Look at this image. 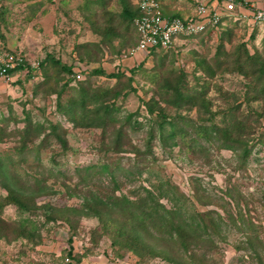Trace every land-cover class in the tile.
Masks as SVG:
<instances>
[{
	"label": "rangeland",
	"instance_id": "rangeland-1",
	"mask_svg": "<svg viewBox=\"0 0 264 264\" xmlns=\"http://www.w3.org/2000/svg\"><path fill=\"white\" fill-rule=\"evenodd\" d=\"M136 1L130 0L132 7ZM122 8L120 0H0L1 44L36 63L14 78L12 94L3 89L6 80L0 86V165L6 172L0 169V264H80L93 256L124 264H264V98L248 87L262 73L244 76L232 61L245 59V50L264 57V25L231 20L224 30L134 55L132 22L116 18L118 36L106 43L93 26L94 19ZM84 50L87 58L80 55ZM49 54L73 73L61 74L55 92L43 95L46 77L39 64ZM55 71L48 64L51 82ZM115 72L123 74L107 76ZM175 84L184 94L199 95L198 106L163 101V94L174 95ZM86 87L122 88L109 101L114 119L105 131L74 126L58 110L71 98L79 100ZM94 102L87 108L94 109ZM153 102L167 122L178 116L189 122L186 136L165 124L162 139L156 112L147 111ZM205 111L211 120H201ZM233 113L254 138L244 164L239 153L218 148L200 128L190 129L192 121L222 126L229 120L223 115ZM28 120L31 134L24 132ZM122 124H128L123 149L114 152L110 141ZM53 126L64 145L49 133ZM103 163L108 173L99 168ZM89 165L98 169L95 175ZM7 181L9 189L3 187ZM8 190L28 207L9 203ZM99 197L103 208H113L108 219L92 210Z\"/></svg>",
	"mask_w": 264,
	"mask_h": 264
},
{
	"label": "trees",
	"instance_id": "trees-1",
	"mask_svg": "<svg viewBox=\"0 0 264 264\" xmlns=\"http://www.w3.org/2000/svg\"><path fill=\"white\" fill-rule=\"evenodd\" d=\"M104 1V0H102ZM123 8L121 10V12L119 14H111L106 12V19H103L104 16H102L101 18H99L100 20H96L94 19L93 22V26L97 27V33L99 35H101V43H106L107 39L110 40V35L111 36H118L115 31L117 29L116 27V18H120L124 21L121 20V24L123 23H128L129 21H132V18L134 16L138 15V10L137 7L131 6L130 0H120ZM111 32V33H110ZM209 32H214V30H208L206 33ZM2 45L4 46V44L2 43ZM5 47V46H4ZM153 50H157V49H153ZM152 50V51H153ZM246 54H244L245 59H242L239 56H237V58H232L233 60V66H234V70H237L240 74H243L244 76H248V75H261L259 77H257L255 79V82L253 84H248V87L250 89H254L253 91L255 92H259V94H254L256 95L255 97H258L257 99H263L264 98V57L261 56L259 53L254 52L253 54H249V52L247 50H245ZM80 55H82V57H86L89 55V50H84ZM79 61V60H78ZM231 61V62H232ZM48 64H51L52 67L55 68V77L53 78V82H51V76H48ZM40 67L42 68V74L44 75V79L46 77V82L44 81L45 84V88L44 90H42V93H44L43 95L49 94V93H54L55 89H54V85L55 83H57L58 78H60L61 74H72V67L70 65H67L66 63H63L62 61H60L59 59H56L53 55H47L46 58L40 62ZM74 65V64H73ZM72 65V66H73ZM19 69L22 70V67H18ZM31 69V68H28ZM15 71V70H14ZM14 71H12L11 73H13ZM93 73H100L103 74L104 72L100 69H95L93 70ZM123 74V72H115V73H109L107 74L108 77H114V78H119L121 75ZM129 83V82H128ZM64 85H67V82L63 83ZM129 86L130 83L128 84ZM173 92L174 95L170 98V97H166V94L162 95V99L163 101L168 102L169 104L180 108L182 106H186L188 108L193 107V106H198V103L200 100L199 95H193V94H184L183 92H181V90L179 89V87L177 86V84H175L173 87ZM122 89V88H121ZM121 89L118 88H111L110 90L108 89H103V90H99V88H82L81 90V94H80V99L77 100L76 98H71L70 100H68L67 105H65V107H63L62 105H58V110L64 112L68 119L73 123L74 126H100L102 127L103 131H105L107 124L110 123L111 121H113L114 116H113V103L109 102L112 99H116L121 92ZM131 90H135L134 88H132V86L130 87ZM253 95V94H251ZM253 95V97H254ZM166 98H163V97ZM251 96L250 99L248 98V102L249 100H251ZM92 100L95 101L94 103H98L94 109H89L88 104L89 101ZM203 101V100H202ZM158 104V103H157ZM153 107L147 104V111L151 114H153L154 112H156V115L154 116L155 118L153 119V122L157 124V127L160 129V135L162 136L163 139V134L167 131H165V124L170 125L171 127H177V132L185 135L188 133V129H189V122L185 123V120H183L182 116H178V120H174L171 122H167L165 120V116L164 113L162 112V107L160 106H156L154 107V102H153ZM201 105V103H200ZM203 105H205L203 103ZM208 106V105H207ZM206 106V109L208 110V107ZM209 113V115L205 112H203V114H206V116H204L203 114L200 113V115H203V117H201L202 121L204 120H211L212 116L210 115V112L207 111ZM92 113V114H91ZM224 118L226 119V117H229V120L226 121L225 124H223L222 126L217 125V124H206V125H202L201 126V122L197 123L195 121H190L191 122V128H197L196 130L198 131V133L200 132V130H203V135L205 136H209V137H213L214 140L217 141V147L218 148H227L230 150H233L238 154V160L240 164H244L246 163V160L248 159V157L250 156L252 147L254 146V143H250L254 141V138L250 137V134H252V132L250 131H246L245 128L247 127V125L245 124L244 121L241 120H237L238 117L233 113V114H224L223 115ZM200 117V116H199ZM30 121L28 120V122L26 123V126L24 127V132L25 133H33L34 130L30 129L29 125ZM126 123V122H125ZM189 124V125H188ZM123 126H120L118 128V130L116 131L115 135L112 136L111 139V146H112V150L114 152H119L122 151L123 149V145H122V138L125 135L123 128L125 126L128 127V124H122ZM180 125V126H179ZM198 125V126H196ZM167 128V127H166ZM200 128V130H199ZM176 129V128H175ZM193 130V129H191ZM194 131V130H193ZM36 132H39L36 130ZM151 137H154V134L152 132V129L147 131ZM51 133L53 136L57 137L62 143L63 145L66 143L65 140H63L60 136V134H58L57 132V126H53L52 130L49 132ZM5 136L4 131L2 128H0V140L3 139V137ZM173 135L171 134L170 136H168V139L171 138ZM26 138H29V136H25ZM260 138V137H259ZM259 140V139H258ZM148 145V143L146 142L145 147ZM149 150L148 147H146V152ZM99 168L102 170V172H106L108 173V166L103 163L99 166ZM0 169H3V171L5 170V168L3 166L0 165ZM95 169V166L93 165H89L87 166L88 171H90V173L92 174H96V172L98 171V169L95 171L93 170ZM99 170V171H101ZM133 172L132 170L129 171V174ZM5 171H4V175H5ZM91 174V175H92ZM5 177V176H4ZM6 180V179H5ZM114 182V180H113ZM3 187H7V189L10 188V183L9 181H7ZM35 191V194L38 195L40 193V189H35L33 190ZM45 190H41V192H43ZM8 194L9 197L7 198L8 202H14L17 204L18 209L19 210H23V208H27L28 204H25V201L21 198L20 194L17 193L16 191H9L8 190ZM7 197V196H6ZM127 200V199H126ZM124 201V200H123ZM128 201V200H127ZM105 204V202L99 197L98 199H94L93 203L91 204V207L93 208L92 210L95 212V215L99 216H105L104 219H108L112 214V207L110 208L109 206H105L103 208V203ZM32 203V204H31ZM33 200L32 198L30 199V205H33ZM88 205V204H87ZM47 206V205H46ZM101 207V208H100ZM102 209V212H101ZM115 209V208H114ZM71 210H74V208H72ZM153 212H157V210H155L154 206L152 208V214ZM74 213L76 215H79L81 217H85L88 216L89 214L87 212H85L84 210H79V211H75ZM152 216V215H150ZM149 216V217H150ZM131 218H134L133 216H131ZM140 220V219H139ZM0 222L1 218H0ZM171 222H168V226L170 225ZM250 225L253 226V223L251 221H249ZM143 223H139L138 225H140L142 227ZM163 224V223H162ZM174 226L171 225L170 228ZM20 233H22L24 235V237H26L27 235H25L24 232H22L20 230ZM31 237V236H29Z\"/></svg>",
	"mask_w": 264,
	"mask_h": 264
},
{
	"label": "built area",
	"instance_id": "built-area-1",
	"mask_svg": "<svg viewBox=\"0 0 264 264\" xmlns=\"http://www.w3.org/2000/svg\"><path fill=\"white\" fill-rule=\"evenodd\" d=\"M194 13L189 16H169L164 14L158 0H137L138 15L132 18V26L137 34V43L132 54L166 49L178 39H185L217 30L223 17L233 19L248 18L254 24H264V8L245 9L239 0H222L221 5L208 4L206 0H196ZM36 67L28 62L20 52H13L0 42V78L8 81L12 71ZM14 71V72H15ZM117 264H124L116 261ZM114 264L110 262L107 264Z\"/></svg>",
	"mask_w": 264,
	"mask_h": 264
},
{
	"label": "crops",
	"instance_id": "crops-1",
	"mask_svg": "<svg viewBox=\"0 0 264 264\" xmlns=\"http://www.w3.org/2000/svg\"><path fill=\"white\" fill-rule=\"evenodd\" d=\"M162 10L164 12V14L169 15V16H180V17H184V16H189L191 14L194 13L195 10V5H196V0H158ZM208 4H212V5H221L223 4L222 0H206ZM242 1L246 7H244L245 9L249 10V9H254V8H264V0H239ZM170 4V6H168ZM135 6L137 7L138 10V6H137V1ZM232 21H238V22H245L247 25H253V21L248 19V18H240V19H233L232 17H223L222 18V23L219 25V30H224ZM260 25V24H259ZM264 25V24H263ZM134 29V28H133ZM135 31V30H134ZM136 33V32H135ZM137 35V34H136ZM8 48V46H7ZM24 70H18L15 71L13 73L10 74V79L5 83L6 87L3 88L4 90H7L6 93L8 94H12L11 93V89L8 88L9 85L13 86L11 83L13 81H18L15 80L14 78L21 72H23ZM12 77V78H11ZM2 78H0V86H2ZM10 89V90H9ZM98 256H93L90 258H81L80 259V264H107L109 262H114V264H117V262H115V259L113 258V256H110V260L113 261H108V260H104V258H97ZM79 264V263H77ZM113 264V263H112Z\"/></svg>",
	"mask_w": 264,
	"mask_h": 264
}]
</instances>
